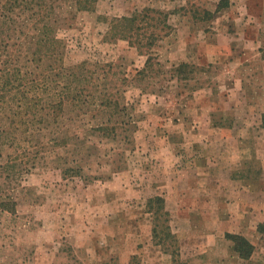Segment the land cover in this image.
Wrapping results in <instances>:
<instances>
[{
	"label": "rangeland",
	"instance_id": "rangeland-1",
	"mask_svg": "<svg viewBox=\"0 0 264 264\" xmlns=\"http://www.w3.org/2000/svg\"><path fill=\"white\" fill-rule=\"evenodd\" d=\"M220 1L101 0L96 12L71 15L67 3L50 43L57 58L34 57L41 24L26 22L29 13L0 16V76L19 69L25 78L0 103V204L17 206L0 207V264H173L175 247L153 237L166 218L148 205L156 196L185 264H264L223 256V233L237 219L221 212L242 201L264 213V39L249 45L244 24L228 21L244 0L206 16ZM146 8L168 13L172 27L154 47L110 33L114 18ZM53 66L79 79L52 81ZM55 92L81 96L57 120L48 107ZM192 240L199 251L183 246Z\"/></svg>",
	"mask_w": 264,
	"mask_h": 264
},
{
	"label": "trees",
	"instance_id": "trees-1",
	"mask_svg": "<svg viewBox=\"0 0 264 264\" xmlns=\"http://www.w3.org/2000/svg\"><path fill=\"white\" fill-rule=\"evenodd\" d=\"M101 0H9V2H6L5 4L0 5V16L4 19L10 20L11 15H14L17 12V9L21 11L22 13H29L27 18H25L26 22L32 21L35 23H40V35L37 37L34 57L39 56V54L43 55H50L57 58V53L55 50H52L50 48V43H53L55 40L54 35L55 29L58 27L62 21H66L68 18L67 16L63 17V10L65 9V4L69 3L68 6V13L67 15H71L72 11L70 9L75 8L76 11H97V5ZM231 2L230 0H221L217 6V9L215 12H211L209 10H205L206 16L215 17L218 13L222 12L223 10H226L230 8ZM13 17V16H12ZM22 18V16H20ZM20 18V19H21ZM147 19H150L151 22L146 23L147 26L143 27L142 22H145ZM9 22V21H7ZM12 23H16V21H13ZM11 24V22H10ZM25 22L22 23V27H24ZM153 28L154 31H152L150 34L146 32L145 30ZM110 33L113 35L121 34L122 38H126L130 40V43L133 45L138 44L140 48L145 47H154L156 43L165 37V35H168L171 31L172 27L169 24V14L162 12L160 10H155L153 8H146L142 11H136L133 16H123L120 18H114L111 23L110 27ZM161 33H164L162 35ZM142 39H145L146 42L143 43ZM131 39H136L135 42H132ZM139 48V49H140ZM41 61L43 57L41 56ZM151 58L147 60L146 66L148 67L150 65ZM187 64L183 63L181 67H185ZM53 69L55 71L58 70V72H54L52 75L48 73H37V77L42 78L43 80L49 79L51 75V80H55L56 77H68L73 80H78V75L76 73L69 72L67 73L64 68H57L56 66H53ZM2 70H0L1 72ZM7 75H4L2 77L4 79L3 88L0 89V103H6L10 101L9 97L14 98L13 93L14 90L17 89L15 85V79H19L21 83H23V78H18L19 73H22L21 70L15 69L14 71L10 70L7 72ZM32 73H27L26 76H30ZM22 76V74H21ZM0 76V78H2ZM2 79V80H3ZM1 80V79H0ZM33 83L36 82V80H32ZM58 84V82H57ZM48 86L45 87L44 92H47L50 90ZM66 88V87H65ZM68 89V88H67ZM69 90V89H68ZM20 93L23 94V97L25 100H28L27 91L19 90ZM7 93V95H6ZM58 92H55L56 96L61 97L59 102H52L51 100L48 102V107L53 109L54 113V119L57 120L61 112L64 108L65 101H69L70 99L76 103L78 101L77 99L81 96L79 94H75V92H72V94L66 95L63 92H60V94H57ZM11 96H8V95ZM41 101V99H40ZM111 102L103 101L102 105L107 106ZM44 108H42L43 110ZM9 111H13V109H9ZM17 113V112H16ZM21 114H24L25 117H30L29 110L23 106ZM262 127L264 128V113L262 114ZM108 130V129H107ZM248 185H252L249 183ZM148 205L152 206L154 205L157 207V213L162 216V214L166 217L164 220V226L161 227L158 225V223L154 224L153 228V237L158 242V245L163 244H171L175 247L173 252H168L171 254L173 259V264H185V262L181 259V246L179 243V240L176 236V234L173 232L171 227V214L166 208V200L162 196H156L154 198L149 199ZM0 207L4 209L5 211L15 213L17 210L16 202H8L4 201L1 202ZM153 208V207H152ZM158 216V218H160ZM260 232H264V224L259 225ZM226 237L228 240L232 241L234 243V250L236 253L240 255L243 259H250L255 251V247L242 235L238 234H226ZM167 253V252H166ZM138 257L135 256L134 259L136 260Z\"/></svg>",
	"mask_w": 264,
	"mask_h": 264
},
{
	"label": "crops",
	"instance_id": "crops-1",
	"mask_svg": "<svg viewBox=\"0 0 264 264\" xmlns=\"http://www.w3.org/2000/svg\"><path fill=\"white\" fill-rule=\"evenodd\" d=\"M232 0H230L231 2ZM234 1V0H233ZM231 2V6L233 5L234 2ZM219 4V3H218ZM217 4V6H218ZM216 6V9H217ZM234 6V5H233ZM239 12L241 13L240 15H234V16H229L228 21H231V23H234V25H240L244 24L243 28H242V38L246 41L249 42V45H254L255 42L258 40V42L261 39H264V0H244L242 1V3H239ZM231 18V19H230ZM255 23V25H253ZM220 34H226V32H221ZM230 35H235V34H231ZM256 40V41H255ZM262 43V42H261ZM260 53H262V51H260ZM243 183V182H242ZM221 187V186H219ZM211 188V186H210ZM210 188H206V192H205V196H212L213 194H211V189ZM216 188V187H215ZM250 188L249 193H255L253 192V190ZM246 191V190H245ZM245 191H240L243 193V195H247V193ZM239 192V193H240ZM204 196V197H205ZM239 203H242V206H240L239 209H237L233 214L227 212L225 210V212H221V214H224L223 218H230L231 220L234 219L235 215H236V219H237V224H233L232 229L229 230L227 229L226 232L223 233V240L224 242L228 245V251L226 252V254H223L224 257H234L235 259L242 261V262H250V261H256V263H260L261 261H264V254H262L264 251L262 250L264 248V244H262V233L260 232L259 229V225L262 224L264 222V213L258 212V208L257 210L254 208L253 204H248V202H242L240 201ZM253 203V202H252ZM211 207V206H210ZM179 209L177 211H180V209L182 207H178ZM184 209V208H183ZM203 209L207 210L206 207H203ZM175 210V209H173ZM203 210L202 213L206 214L207 212ZM187 211V210H186ZM193 211V210H192ZM224 211V210H223ZM208 212L211 214L216 215V220L219 222V218H220V211L218 209L214 210V209H209ZM218 212V213H217ZM219 215V216H218ZM260 222L259 220L262 219ZM246 219V222L244 221ZM258 220V221H257ZM253 231L255 234H253ZM238 234V235H242L244 236L254 247H255V251L252 255V257L250 259H243L240 257V255L238 253L235 252L234 250V243L230 240L227 239L226 234ZM221 234H219V236H221ZM209 241V240H208ZM192 245L189 244H183V246L188 247L194 250L199 251L198 247H200V244L195 245L194 244V240L191 241ZM259 248V250H258ZM230 249V250H229ZM255 253L258 256L257 260ZM252 264V262H251Z\"/></svg>",
	"mask_w": 264,
	"mask_h": 264
}]
</instances>
